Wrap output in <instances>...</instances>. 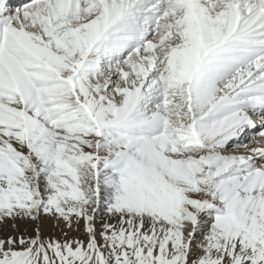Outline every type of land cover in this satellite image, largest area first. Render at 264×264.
<instances>
[{
    "label": "snow or ice",
    "instance_id": "obj_1",
    "mask_svg": "<svg viewBox=\"0 0 264 264\" xmlns=\"http://www.w3.org/2000/svg\"><path fill=\"white\" fill-rule=\"evenodd\" d=\"M0 264H264V0H0Z\"/></svg>",
    "mask_w": 264,
    "mask_h": 264
},
{
    "label": "bare ground",
    "instance_id": "obj_2",
    "mask_svg": "<svg viewBox=\"0 0 264 264\" xmlns=\"http://www.w3.org/2000/svg\"><path fill=\"white\" fill-rule=\"evenodd\" d=\"M239 151H244L243 149L239 150Z\"/></svg>",
    "mask_w": 264,
    "mask_h": 264
}]
</instances>
